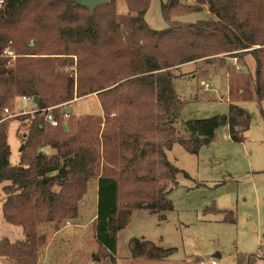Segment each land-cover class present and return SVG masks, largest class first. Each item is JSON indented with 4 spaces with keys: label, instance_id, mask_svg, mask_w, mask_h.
<instances>
[{
    "label": "trees",
    "instance_id": "16d2710c",
    "mask_svg": "<svg viewBox=\"0 0 264 264\" xmlns=\"http://www.w3.org/2000/svg\"><path fill=\"white\" fill-rule=\"evenodd\" d=\"M117 1L90 12L75 0H0V110L14 96L39 98L35 111L13 117L28 124L17 164L9 161L7 123H0L2 217L22 229L21 239L0 238V258L38 264L47 245L41 226L52 224L56 232L64 218H76L95 179L92 236L114 260L116 231L132 209L172 208L166 194L179 169L166 152L173 143L196 153L221 125L231 140L245 137L250 115L231 103L223 115L181 121L184 134L177 135L182 100L172 79L181 65L216 66L229 55L249 54L256 98L264 99V0H166L165 17L203 8L207 16L161 30L144 20L149 0H123L125 13ZM7 47L14 56L4 53ZM93 93L102 115H69L64 129L59 104ZM50 106H59L52 111L57 126L41 113ZM121 182L129 188L124 198ZM129 249L133 258L145 259L173 251L138 238Z\"/></svg>",
    "mask_w": 264,
    "mask_h": 264
},
{
    "label": "rangeland",
    "instance_id": "374dc122",
    "mask_svg": "<svg viewBox=\"0 0 264 264\" xmlns=\"http://www.w3.org/2000/svg\"><path fill=\"white\" fill-rule=\"evenodd\" d=\"M165 1L149 0L144 20L150 28L161 30L173 21L193 23L207 16L203 8L171 10L165 17L161 8ZM191 2L186 0L183 4ZM116 6L119 13L127 12L123 0H118ZM5 49L14 53L10 47ZM253 68L251 55L237 54L227 56L220 65L186 63L173 70L172 88L182 100L179 123L175 125V129H180L178 136L184 134L181 121L223 115L231 103L250 115L245 137L240 141L231 140L227 126L221 125L196 153H190L178 142L173 143L166 152L169 161L179 169L166 194L172 208L162 212L132 209L125 226L116 231L114 260L104 249L92 245L91 221L96 212L97 184L95 179L91 180L76 218H64L59 233L53 236L52 224L41 226L40 231L47 233L46 244L51 237L53 243L43 247L38 264H90V259L95 258V264H199L200 260L211 259L216 264H264L261 249L264 246V99L256 98L251 79ZM201 81L209 83L208 90ZM75 98L60 103L61 109L77 118L101 114L93 95ZM16 101L14 96L7 105L14 109ZM33 108V102L17 101L19 110ZM4 122L7 123L9 161L14 165L20 159L24 142L21 137L23 132L27 133L28 124L21 126L22 122L13 118ZM3 184L0 182V238L21 239V227L2 217ZM124 185L120 183L123 198L129 189ZM133 238L173 251L163 259L133 258L129 249ZM0 264L15 263L0 258Z\"/></svg>",
    "mask_w": 264,
    "mask_h": 264
},
{
    "label": "built area",
    "instance_id": "2783aa9c",
    "mask_svg": "<svg viewBox=\"0 0 264 264\" xmlns=\"http://www.w3.org/2000/svg\"><path fill=\"white\" fill-rule=\"evenodd\" d=\"M4 53L11 55V56H14V53L8 49H4ZM235 60L236 59L234 58V61ZM203 87L205 90H208L209 89V83L203 82ZM17 101H20L23 103H28V102H33V98L32 97L29 98L28 96L21 95V96H17ZM17 101H16V105H15L16 107L14 109L11 108L9 105H5L1 108V110H0V123L9 119V118H13L15 116H18L20 114L31 113V112L35 111L34 108L30 109V110H19V109H17ZM57 107H59V106H50V107H46V108L41 109V113L43 114L45 121L49 122L50 125H52V126H57L60 123V120L56 119L52 113L53 109L57 108ZM60 112H61V124L64 126V125H66L67 118L69 117L70 114H68L64 109H61ZM261 249H262V252H264V246H262ZM199 264H216V261L214 259H211L208 261L200 260Z\"/></svg>",
    "mask_w": 264,
    "mask_h": 264
},
{
    "label": "water",
    "instance_id": "95a60500",
    "mask_svg": "<svg viewBox=\"0 0 264 264\" xmlns=\"http://www.w3.org/2000/svg\"><path fill=\"white\" fill-rule=\"evenodd\" d=\"M75 1L82 6H86L89 9V11L92 12L96 6L100 4H105L109 0H75ZM33 102L37 104L39 102V98L37 96H34ZM64 129H66V125H64Z\"/></svg>",
    "mask_w": 264,
    "mask_h": 264
},
{
    "label": "crops",
    "instance_id": "0c3cea01",
    "mask_svg": "<svg viewBox=\"0 0 264 264\" xmlns=\"http://www.w3.org/2000/svg\"><path fill=\"white\" fill-rule=\"evenodd\" d=\"M201 83H203V81H201ZM91 95H93L94 97H96V99H97V101H98V98H97V95L94 93V94H91ZM75 99H77V98H75ZM98 103H99V101H98ZM35 104V103H34ZM100 105V104H99ZM64 109V108H63ZM65 110V109H64ZM101 113H102V111H101ZM94 217H95V213H94V215H93V218H92V220L94 219ZM59 231L60 230H58V231H56V232H54L53 234H52V236L53 235H57L58 233H59ZM93 238V237H92ZM52 237H51V239H50V241L48 242V244L45 246L46 248L47 247H49V246H51V244L53 243V241H52ZM68 241L70 242L71 241V239H68ZM93 244L92 245H97L96 243H95V241H94V239H93V242H92ZM44 251V250H43ZM72 261V260H71ZM90 264H95L96 262H97V260H93V259H90Z\"/></svg>",
    "mask_w": 264,
    "mask_h": 264
}]
</instances>
